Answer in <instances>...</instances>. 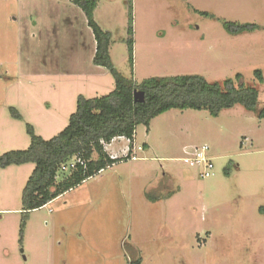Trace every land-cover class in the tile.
<instances>
[{"label": "rangeland", "instance_id": "1", "mask_svg": "<svg viewBox=\"0 0 264 264\" xmlns=\"http://www.w3.org/2000/svg\"><path fill=\"white\" fill-rule=\"evenodd\" d=\"M93 19L110 32V60L124 79H233L257 89L263 105L254 72L264 76V0H96ZM225 23L255 28L231 34ZM94 52L72 0H0V155L29 145L28 124L49 139L79 95L114 89ZM135 132L138 159L25 216L21 192L34 164L0 168V264H264V118L241 104L217 116L171 109ZM202 145L214 164L207 177L181 160Z\"/></svg>", "mask_w": 264, "mask_h": 264}, {"label": "trees", "instance_id": "2", "mask_svg": "<svg viewBox=\"0 0 264 264\" xmlns=\"http://www.w3.org/2000/svg\"><path fill=\"white\" fill-rule=\"evenodd\" d=\"M72 2L83 10L92 30L95 40L94 64L111 71L115 76V86L103 96L79 95L66 126L49 139L37 135L28 124L29 145L0 155V168L34 164L21 192L23 216L120 161L110 158L104 144L120 136L132 141L138 125L148 127L153 118L168 110L203 109L217 116L221 110L241 104L258 118H264V102L258 108L259 91L241 82L236 85L233 79H226L221 84L209 83L204 77L193 74L150 77L141 83L124 79L110 60V32L103 30L93 19L96 0ZM224 26L231 34L255 28L254 25L234 23H225ZM254 73L260 82L264 81L260 69ZM240 78L241 75L237 74L236 79ZM134 90L143 93L142 101L134 100ZM9 110L13 117H19L15 108L10 107ZM77 158L83 160L84 164L74 162L73 168L62 169V166ZM259 212L264 215V207H260ZM131 264H140V259Z\"/></svg>", "mask_w": 264, "mask_h": 264}, {"label": "built area", "instance_id": "3", "mask_svg": "<svg viewBox=\"0 0 264 264\" xmlns=\"http://www.w3.org/2000/svg\"><path fill=\"white\" fill-rule=\"evenodd\" d=\"M115 138H113L112 141ZM128 141L130 142V140ZM106 145L107 144H104V148H106ZM114 149L115 148L112 145H110V147L108 148L109 151L107 154L110 156V158L118 159V160H122L128 157L133 160L139 158L138 156H136L134 149L133 148L131 149L129 146H126V148L124 149L123 148L119 150H114ZM208 149L209 147L207 145H202L201 148H196L192 154L188 155L187 157L181 158V160L191 167H195V168L198 167V169L201 168V170H199V175L201 177L210 176L212 174L214 164L212 162V157L207 153ZM74 162L75 163L79 162L81 164H84L83 160L77 158L75 161H72L68 165L62 166V169L67 170L68 168H73L75 164Z\"/></svg>", "mask_w": 264, "mask_h": 264}, {"label": "crops", "instance_id": "4", "mask_svg": "<svg viewBox=\"0 0 264 264\" xmlns=\"http://www.w3.org/2000/svg\"><path fill=\"white\" fill-rule=\"evenodd\" d=\"M144 150H146L148 148V144L147 143H144ZM110 145L114 146L116 145L114 148L116 150L117 147H122V148H126V146H129L131 149L133 148L134 149V152H138L137 149L139 148L140 144H138L136 142V132H135V135H134V138L132 141L130 142H127V139L120 136V137H116L113 141L111 140L109 144L106 145V148L105 151L108 153V148L110 147ZM140 157V156H139Z\"/></svg>", "mask_w": 264, "mask_h": 264}, {"label": "water", "instance_id": "5", "mask_svg": "<svg viewBox=\"0 0 264 264\" xmlns=\"http://www.w3.org/2000/svg\"><path fill=\"white\" fill-rule=\"evenodd\" d=\"M133 95H134V100H139V101L143 100V93L141 91L134 90Z\"/></svg>", "mask_w": 264, "mask_h": 264}]
</instances>
